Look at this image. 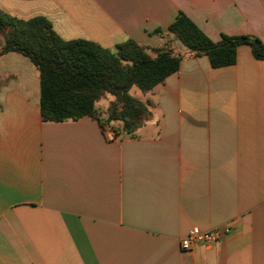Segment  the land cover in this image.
Listing matches in <instances>:
<instances>
[{
	"label": "crops",
	"instance_id": "crops-1",
	"mask_svg": "<svg viewBox=\"0 0 264 264\" xmlns=\"http://www.w3.org/2000/svg\"><path fill=\"white\" fill-rule=\"evenodd\" d=\"M0 11L110 51L132 39L184 54L137 97L152 116L132 135L104 122L112 97L96 103L99 120L42 122L37 71L0 57V264H264V60L240 45L233 65L212 68L167 30L182 12L213 42L264 44V0H0ZM223 227L181 252L190 229Z\"/></svg>",
	"mask_w": 264,
	"mask_h": 264
},
{
	"label": "trees",
	"instance_id": "trees-1",
	"mask_svg": "<svg viewBox=\"0 0 264 264\" xmlns=\"http://www.w3.org/2000/svg\"><path fill=\"white\" fill-rule=\"evenodd\" d=\"M168 33L193 56H206L212 68L235 63L236 49L248 45L256 60H264V44L255 36L221 35L210 40L184 13L178 12ZM160 35L159 29L154 31ZM17 53L26 57L39 79V113L45 123L76 121L84 116L97 120L95 105L109 95L105 123H121L132 135L152 116L149 102L132 96L136 87L152 91L177 71L184 54L167 47H146L128 39L114 51L94 42L63 40L43 17L19 20L0 11V57ZM101 122V125L104 124Z\"/></svg>",
	"mask_w": 264,
	"mask_h": 264
},
{
	"label": "built area",
	"instance_id": "built-area-1",
	"mask_svg": "<svg viewBox=\"0 0 264 264\" xmlns=\"http://www.w3.org/2000/svg\"><path fill=\"white\" fill-rule=\"evenodd\" d=\"M229 232L228 227L215 228L210 231H201L198 228L190 229L187 234L180 240L179 248L181 252L187 253L198 246H212L219 242L224 235Z\"/></svg>",
	"mask_w": 264,
	"mask_h": 264
},
{
	"label": "rangeland",
	"instance_id": "rangeland-1",
	"mask_svg": "<svg viewBox=\"0 0 264 264\" xmlns=\"http://www.w3.org/2000/svg\"><path fill=\"white\" fill-rule=\"evenodd\" d=\"M130 93H131L132 96L139 97L142 100H145L148 97L147 94H144V93L140 92L136 87H132L131 90H130ZM105 97L106 98H103L97 104L98 105H103L106 102L105 99H107V100L111 99V96H109V95H107Z\"/></svg>",
	"mask_w": 264,
	"mask_h": 264
}]
</instances>
